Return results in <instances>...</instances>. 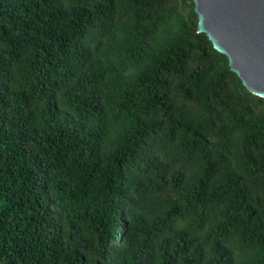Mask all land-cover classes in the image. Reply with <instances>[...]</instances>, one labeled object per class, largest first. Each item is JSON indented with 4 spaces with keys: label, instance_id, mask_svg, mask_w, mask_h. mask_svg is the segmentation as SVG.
Wrapping results in <instances>:
<instances>
[{
    "label": "trees",
    "instance_id": "16d2710c",
    "mask_svg": "<svg viewBox=\"0 0 264 264\" xmlns=\"http://www.w3.org/2000/svg\"><path fill=\"white\" fill-rule=\"evenodd\" d=\"M193 0H0V264H264V97Z\"/></svg>",
    "mask_w": 264,
    "mask_h": 264
},
{
    "label": "water",
    "instance_id": "95a60500",
    "mask_svg": "<svg viewBox=\"0 0 264 264\" xmlns=\"http://www.w3.org/2000/svg\"><path fill=\"white\" fill-rule=\"evenodd\" d=\"M198 32L228 57L246 88L264 97V0H193Z\"/></svg>",
    "mask_w": 264,
    "mask_h": 264
}]
</instances>
